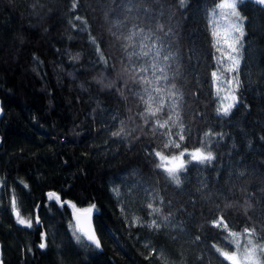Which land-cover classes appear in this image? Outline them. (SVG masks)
I'll return each instance as SVG.
<instances>
[{"label":"trees","instance_id":"obj_1","mask_svg":"<svg viewBox=\"0 0 264 264\" xmlns=\"http://www.w3.org/2000/svg\"><path fill=\"white\" fill-rule=\"evenodd\" d=\"M216 2L188 0L180 8L172 0L156 21L175 30L173 51L184 74L176 79L183 99L175 111L192 135L177 149L166 148L169 137L162 135L177 130L171 122L156 125L167 116L145 123L143 103L125 85L126 41L117 39L115 26L121 0H0L3 264H230L213 247L233 251L229 230L254 228V239L264 243V7H240L248 18L245 58L237 103L225 117L217 113L221 98L211 76L220 66L208 22ZM205 132L212 133V164L193 162L180 186L170 183L154 153L194 150ZM150 203L161 212L152 214ZM73 205L95 206L99 248L76 231ZM221 216L227 230L212 224Z\"/></svg>","mask_w":264,"mask_h":264},{"label":"snow or ice","instance_id":"obj_2","mask_svg":"<svg viewBox=\"0 0 264 264\" xmlns=\"http://www.w3.org/2000/svg\"><path fill=\"white\" fill-rule=\"evenodd\" d=\"M170 2L172 0H121L123 14L121 19L115 21V26L120 32L117 39L126 41V43L121 45L126 59L122 73L127 76L125 85L128 87L129 93L134 97H138L143 103L144 109L141 115L144 117L145 123H148L149 118L157 117L160 113H164L167 116V119H164L162 123L157 119L156 125L160 128H165L171 122L172 127L177 130L172 132L171 128H169L167 132L162 133V135L169 137L165 142V147L172 146L179 149L181 147L179 142L190 138L192 135L191 127H186L184 122L180 120L179 113L175 111L178 107V102L183 99V93H180L177 88L176 79L182 78L184 74L178 63L179 56L173 51L175 46L174 38L176 36L175 30L170 23L166 26L156 22L158 16L166 14ZM247 2L264 7V0H218L208 13V22L212 28L213 47L219 53L216 60L219 65H222V68L211 73L213 82L214 84L217 81L223 83L221 77L224 71L235 73L233 78L227 81L229 85H234V87L229 89L228 93L222 98L221 106L217 108V113L225 117L231 114L238 99L236 92L240 87V64L245 58V22L248 19L242 14L240 7ZM187 4L188 0H178L180 8L187 7ZM145 5L153 7H145ZM72 7L75 8L76 4L73 3ZM167 15L170 19L172 13L167 11ZM76 19L79 20L80 17L77 16ZM145 27L148 29L147 32ZM113 35H116V33H113ZM134 38H139L138 45ZM148 41H151V43H148ZM93 43H95L94 40ZM137 47H139V51L136 50ZM101 59H103V56H101ZM188 59L191 60L192 57ZM173 64H175V68H173ZM170 70L172 71L171 77L169 76ZM165 91L168 93L167 107L169 111L167 113H165L166 99L163 95ZM177 93H179L178 96ZM174 97L176 98L174 99ZM217 97H220L219 88L217 89ZM225 100L230 102L225 104L223 103ZM173 114H175V119H173ZM122 132L123 128L119 132H113L112 135L119 136ZM173 136L177 139H172L171 137ZM210 136H212L211 132H205L203 139L200 141V147L191 152L184 148L179 153V156H165L160 151L155 152L154 155L160 158L156 168L162 170L170 183L180 186L182 183L181 173L187 172V165L193 162L201 166L211 165L215 159L210 148ZM220 139H223V134H220ZM185 154L188 156L187 160L184 159ZM176 161H179V163H176ZM113 191L117 195L120 194L119 188H115ZM48 196L50 199L55 198L58 202L60 201V197L56 193L50 192ZM12 204L15 207L16 201L13 200ZM94 207L93 205L87 211L91 212ZM148 208L152 209V214L161 212L160 208H153L151 203L148 204ZM16 215L18 223L27 224V226L31 227L30 220L26 221L21 218L18 211ZM164 219L167 220L168 217ZM37 223H39L38 220ZM212 224L216 228L222 226L224 229H228V224L222 216L218 220H213ZM152 225L157 228L160 227L155 219L152 220ZM243 234L246 242L242 244L241 233L228 231V237H231L229 243L234 245V250L231 252L215 245L213 247L230 264H264V243L254 239L256 230L254 228H245ZM85 235L97 248L100 247V242L94 234L85 233ZM228 237H225V239L228 240ZM76 239L79 240L80 237L77 236ZM199 239L200 237L197 236L196 240ZM39 247L45 248L46 244L41 243Z\"/></svg>","mask_w":264,"mask_h":264},{"label":"water","instance_id":"obj_3","mask_svg":"<svg viewBox=\"0 0 264 264\" xmlns=\"http://www.w3.org/2000/svg\"><path fill=\"white\" fill-rule=\"evenodd\" d=\"M3 113H4V110L2 108V102L0 100V117H2ZM87 210L88 209L79 210L77 208H74V210L72 212V216H73V220H74L75 225L77 226L78 230L86 237V239H87V235H85V233L95 235L94 229L92 226V215H93V213H92V211L89 212ZM16 212H17V210H13L14 218L17 220L18 217L16 215ZM95 237H96V235H95ZM0 264H3L1 244H0Z\"/></svg>","mask_w":264,"mask_h":264},{"label":"rangeland","instance_id":"obj_4","mask_svg":"<svg viewBox=\"0 0 264 264\" xmlns=\"http://www.w3.org/2000/svg\"><path fill=\"white\" fill-rule=\"evenodd\" d=\"M219 68H222V65H220L219 66ZM218 69V68H217ZM216 69V70H217ZM215 70V71H216ZM226 73H228L226 76H225V74L223 73L222 74V77H221V79H222V81H223V83H221L220 81H217L216 82V88L218 89H220V98H221V101H222V98L228 93V91H229V89L230 88H232V87H234V85H229L228 83H227V81L228 80H231L232 78H233V76L235 75V73H230V72H227L226 71ZM217 89H216V91H217ZM228 102H230V101H227V100H225V101H223V103H225V104H227ZM195 150V149H194ZM194 150H191V151H194ZM191 151H189V152H191ZM165 156H179V153L178 154H172V155H165ZM187 158H188V156H187V154H185V157H184V159L185 160H187ZM159 160H160V158H159ZM176 163H179V161H176ZM74 208H76V207H72L71 209H72V212H73V210H74ZM90 207H82V208H77V209H79V210H86V209H89ZM23 219H25L26 221H28V220H30V219H27V218H24V217H22ZM18 220V219H17ZM24 225H27V224H24ZM74 227H75V229H76V231L77 232H79V233H81L79 230H78V228H77V226L76 225H74ZM246 241H245V239H244V234L242 233V235H241V243L243 244V243H245ZM234 246V245H233ZM234 250V249H233Z\"/></svg>","mask_w":264,"mask_h":264}]
</instances>
